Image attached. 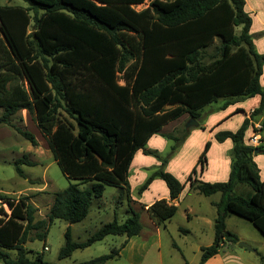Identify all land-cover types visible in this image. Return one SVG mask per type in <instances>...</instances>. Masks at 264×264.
Masks as SVG:
<instances>
[{
    "label": "trees",
    "instance_id": "obj_1",
    "mask_svg": "<svg viewBox=\"0 0 264 264\" xmlns=\"http://www.w3.org/2000/svg\"><path fill=\"white\" fill-rule=\"evenodd\" d=\"M23 1L27 7L0 5V124L37 146L33 133L11 122L18 112H28L69 186L55 193L41 220H36L29 197L0 194L1 263L54 264L43 254L31 259L26 244L45 241L56 220L69 224L59 260L108 236H139L140 212L131 205L124 222L115 216L83 242L73 240L71 225L89 216L106 187L122 190L130 202L128 178L136 153L159 157L145 149L147 143L185 115L201 124L204 110L213 104L222 101L220 110H225L260 96L250 117H262L259 130L264 135V53L256 50L245 0H153L142 11L135 6L145 0ZM216 40L215 55L205 63L204 53ZM249 124L246 119L236 132L215 135L218 143H233L228 181L192 179L197 166L205 168L210 142L187 178L203 196L221 194L215 204V239L201 248L199 264L217 255L226 242H240L226 227L230 215L250 222L264 236V181L253 161L256 149L264 155V146L245 142ZM174 132L165 135L175 140L173 151L189 135V130L182 137ZM166 163L164 159L162 167ZM23 165L36 164L27 156L14 162L18 176L26 178ZM156 178L169 190V200H158L147 210L160 226L176 215L173 202L186 183L160 168L139 194ZM240 184L249 186L252 194L236 195ZM121 248L78 264H106L119 257Z\"/></svg>",
    "mask_w": 264,
    "mask_h": 264
},
{
    "label": "rangeland",
    "instance_id": "obj_2",
    "mask_svg": "<svg viewBox=\"0 0 264 264\" xmlns=\"http://www.w3.org/2000/svg\"><path fill=\"white\" fill-rule=\"evenodd\" d=\"M152 1L153 0H145L143 4L135 6V9L137 11H142L146 9ZM0 5L27 7V4L23 0H0ZM251 18L253 20L251 34L253 35L254 41L258 42L261 38L259 34V25L257 24L259 22L253 19L252 16ZM32 29L33 24L30 26L29 31ZM237 33H240V28L237 29ZM218 44L219 41L216 40L214 44L205 51V63H208L212 56L215 55V47ZM258 46L259 48H263L264 43L262 42L258 44ZM17 83L18 81L13 82L11 86ZM222 103L221 101L206 109L210 107H221ZM221 111L222 110H219L217 113H219V115L223 114ZM2 115L3 110L0 109V117ZM241 118V115H238L234 121L229 124V128H231L230 130H232V132L238 130L235 124L239 123ZM188 121L181 122L176 129L177 132L175 131L177 125L169 124L164 127L159 134H156L149 140L145 149L157 152L159 157L144 155L142 151L137 152L134 163L129 170L128 178L130 189L135 197H144L145 202H148L153 200L157 195L162 194L164 190L167 191V187L163 180L156 178L158 182L153 188L139 194L140 188L147 179L154 171L160 168L174 175L180 182H185L186 177L196 166L199 156L204 151L205 144L207 143V133L202 131L201 128L194 126L187 129L186 125ZM11 122L16 127L33 133L37 140V146H32L31 143L24 139L15 129L0 124V194H4L13 199L29 197L30 202L33 203L37 209L35 215L36 220H41L47 216L53 204L55 193L66 189L69 186V181L55 162L47 142L39 132L33 117L26 111H20L11 118ZM185 130L193 132L192 137L185 143L186 139L190 136L188 135L185 141L173 151L175 140L168 139L165 135L172 134L175 131V135L182 137ZM212 142L215 143V146L211 155H209V168L211 165L212 168L216 169L217 162H220L222 155L231 159V147L230 151L227 150L228 145H231V141L225 146H222V144L217 143L215 140ZM23 156H27L30 161L36 164L33 167L27 165L21 166L26 178L19 177L14 166V162ZM164 159H167V163L162 167V161ZM256 163L261 166L264 172L263 154H257ZM206 178L212 180L211 177H205V179ZM221 178L222 177H215V180H221ZM202 181L209 183L205 180ZM242 187L243 186H238L235 190V194L249 196L244 189L241 190ZM245 189H248L250 194L253 192L249 186ZM220 196L221 194L214 195L213 197H206L195 191L189 194L187 198L185 196V200L181 202V207L175 217L166 222L165 228L163 225L160 226L162 231L160 236L161 243H154L153 245V243H150V240L152 241L156 238L157 233L151 227L148 215L143 214L144 212L138 207L132 206L131 201H128L127 196L123 194L122 190L114 187H106L103 197L94 201L92 204L89 216L84 221L71 225L72 238L79 242L87 240L91 234L95 233L104 224L111 222L115 216L118 222H124L131 216L130 213H128L129 205L131 204L133 208L136 207L134 208L136 211L140 212V221L142 224L141 234L133 240L137 245L134 260L132 261L130 259L131 255L128 251L125 252L123 256L120 255L119 257L109 260L106 264H199L201 248L208 246L215 237L212 220L216 215L215 212L217 207H212L210 202ZM3 206L7 213H10L7 204L4 203ZM185 206L192 208L190 223H187ZM226 225L229 231L241 239L239 243H245L250 247L245 248L241 247L239 243H234L233 249L243 253L247 260L252 259L256 261L257 264L263 263L264 236L250 222L235 215L228 216ZM68 226L69 224L65 221L56 220L52 224L45 241H29L26 244V248L32 251L29 257L33 259L36 254H43L44 260L49 263L78 264L110 254L113 250H119L125 243V236H108L102 242H97L86 249L75 251L70 258L59 260V251L65 243L64 234ZM44 247H47L48 250H45ZM0 264L3 263L0 262Z\"/></svg>",
    "mask_w": 264,
    "mask_h": 264
},
{
    "label": "crops",
    "instance_id": "obj_3",
    "mask_svg": "<svg viewBox=\"0 0 264 264\" xmlns=\"http://www.w3.org/2000/svg\"><path fill=\"white\" fill-rule=\"evenodd\" d=\"M245 3H246V6H245L246 12H248L250 14V16L253 17V19H256L259 22L257 24L259 25V31H260L259 34H260L261 38L259 37L260 39L258 40V42L254 41V44H255L257 52L260 54H263L264 53V47L259 48L258 44H261L262 42L264 43V0H245ZM252 27H253V20H252ZM261 84L264 87V67H263V76L261 79ZM260 101H261L260 96H256V97L251 98V99H247V100L237 102L236 104L229 106L227 109L222 110L221 112H223V114H220V115H219V113H217V111L220 110V107H210L209 109H205L206 111L204 110V112H203L204 120L202 121L201 124L199 123L198 128L202 127L203 128V129L201 128L202 131L207 133L206 141L210 142L211 146H210V149L207 153L208 159H207V163L205 165L204 170L202 171L201 167L197 166L196 173L193 175L194 177L192 176L193 180H198V181L205 180V181H208L209 183H218V182L228 181L229 176H230V172H231V159H228L227 156L224 157V155H222L220 162H217V168H216L217 170H216V169L212 168L211 165L209 168V164H210L209 155H211V152L215 146L214 145L215 143L212 142L214 140L216 141L215 135L219 132H224V131L232 132V130H230L231 128H229V124H231V122L234 121V119L238 115H241L242 118H241L239 123L235 124L236 129H239L246 119H250L249 128L246 132L245 142L250 145L249 139L251 137L258 136L260 138V142H261L260 145L264 146V135L259 130L260 124L262 121V117H257V118H253V119H251V117H250L253 110L256 109L257 107H259ZM212 108H213V110H212ZM187 120H188V116L185 115V116L179 118L178 120L171 122L169 124H176L177 125L175 128V130H176L178 128V126L181 124V122H185ZM192 134H193V132H190V130H189L190 136L188 137V139H186L185 143H187V141L192 137ZM230 141L231 140H227L224 143H219V144H222V146H225L226 144H229L228 142H230ZM230 147H231V151H232V148H233L232 141H231V145L230 144L228 145L227 150L230 151ZM135 157H136V155H135ZM135 157H134V159H135ZM256 159H257V154L253 155V161L255 162V164L257 165V167L259 169L260 179L262 181H264V172L261 169V166L256 163ZM133 163H134V160H133L131 166L133 165ZM131 166H130V169H131ZM188 176L186 177L185 182H181V183H186L184 190L182 191L179 198L173 202L178 208L177 213L179 211V208L181 207V202H183V200H185V196L187 198L189 196V194H191L193 191L199 193L197 190L193 189L190 186V183L186 182ZM205 177H211L212 180H208L207 178L205 179ZM215 177H219V178L222 177V178H221V180H215ZM157 182L158 181L156 179H154L153 182L150 184L149 189H147V191H149L151 188H153V186ZM238 186H243L241 190L244 189L246 191V194L250 195L248 189H245L247 187L246 185L240 184ZM238 186H236V188ZM236 188H235V190H236ZM188 192H189V194H188ZM215 195H217V194H215ZM213 196L214 195H212V197ZM130 199H131L132 206L138 207L141 211L144 212L143 214L148 215L149 223H150L151 227L153 228V230H155V232L157 233L156 238H154L152 241L150 240V243H153V245H154V243L160 244L161 243L160 236H161V232H162L160 229V226L163 225L165 228L166 227L165 224L167 221L160 226L156 225L155 222L150 218L147 210L154 202H156L158 200H161V199L169 200L168 187H167V191L164 190L162 194L157 195L153 200H150L148 202H145L144 197H141V198L135 197V195L132 194V191L130 189ZM220 201H221V196L216 198L215 200H212L210 202V204L212 207L216 208L215 204L219 203ZM136 207H134V208H136ZM129 209H130V207H129ZM129 209H128V213H129ZM185 213L187 216V223L188 222L190 223V219L192 217L191 216L192 215V208L189 206H185ZM215 213H216V215L213 217V220H212L213 226L215 224V219L217 217V209H216ZM209 222L211 223L210 220H209ZM226 222H227V219H226ZM122 237H124V236H122ZM136 237H138V236H136ZM136 237H132L129 240H127V238L125 237V243L126 244L124 245L123 248H121V250L119 252V256L120 255L123 256L125 252L129 251L130 255H131L130 259L132 261L134 260V256H135L136 250H137V248H136L137 245H136V242H134L133 240ZM214 239H215V237H214ZM239 241H241V239H239ZM213 242H214V240L210 244H208V246L212 245ZM263 247H264V243H263ZM233 248H234V243L226 242L223 245V247L221 248L220 252L217 255L210 258L209 260H207L205 264H257V262L253 261L252 259L247 260V258L245 257V255L243 253L238 252ZM200 259H201V257H200ZM262 261H264L263 256H262ZM160 262H161V255H160ZM188 264H190V263H188Z\"/></svg>",
    "mask_w": 264,
    "mask_h": 264
},
{
    "label": "water",
    "instance_id": "obj_4",
    "mask_svg": "<svg viewBox=\"0 0 264 264\" xmlns=\"http://www.w3.org/2000/svg\"><path fill=\"white\" fill-rule=\"evenodd\" d=\"M192 126H194V127H198L199 126V122L198 121H196V120H194V119H189V121H188V123H187V125H186V128L187 129H189L190 127H192ZM260 153V150L259 149H256L255 151H254V155L255 154H259ZM240 244V246L241 247H245V248H250L247 244H245V243H239Z\"/></svg>",
    "mask_w": 264,
    "mask_h": 264
},
{
    "label": "built area",
    "instance_id": "obj_5",
    "mask_svg": "<svg viewBox=\"0 0 264 264\" xmlns=\"http://www.w3.org/2000/svg\"><path fill=\"white\" fill-rule=\"evenodd\" d=\"M249 143H250V145L253 146V147H258V146H260V144H261V142H260V138H259L258 136L251 137V138L249 139ZM44 248H45V250H48L47 247H44Z\"/></svg>",
    "mask_w": 264,
    "mask_h": 264
}]
</instances>
